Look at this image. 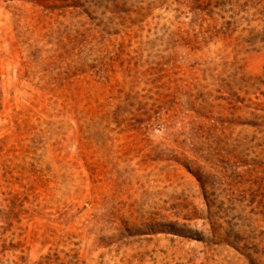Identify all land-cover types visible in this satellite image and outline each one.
<instances>
[{
  "label": "rangeland",
  "instance_id": "rangeland-1",
  "mask_svg": "<svg viewBox=\"0 0 264 264\" xmlns=\"http://www.w3.org/2000/svg\"><path fill=\"white\" fill-rule=\"evenodd\" d=\"M0 264H264V0H0Z\"/></svg>",
  "mask_w": 264,
  "mask_h": 264
}]
</instances>
